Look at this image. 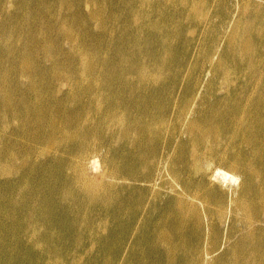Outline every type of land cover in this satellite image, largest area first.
Returning a JSON list of instances; mask_svg holds the SVG:
<instances>
[{
    "label": "bare ground",
    "instance_id": "6f19581e",
    "mask_svg": "<svg viewBox=\"0 0 264 264\" xmlns=\"http://www.w3.org/2000/svg\"><path fill=\"white\" fill-rule=\"evenodd\" d=\"M58 2L0 61V264H83L86 242L113 246L99 264H264V0Z\"/></svg>",
    "mask_w": 264,
    "mask_h": 264
},
{
    "label": "rangeland",
    "instance_id": "374dc122",
    "mask_svg": "<svg viewBox=\"0 0 264 264\" xmlns=\"http://www.w3.org/2000/svg\"><path fill=\"white\" fill-rule=\"evenodd\" d=\"M20 0H17L14 4H10V5H7L3 8H1V10H3L2 13H0V41H6V45L7 46H2L1 50H0V61L3 63L2 66L6 67L8 66L7 65V62H8V59L9 57H7L4 53L8 50V49H12V48H15L16 49V46L17 45H22V41H25V38L28 37L29 33H28V27H34L35 26V23H37V27H38V30L41 31V29L43 27H46L48 25H46L45 21H52L53 19H57L62 11V6L59 4L58 0H29L28 1V4L27 6H25L24 4L20 3L19 2ZM43 4V8L42 9H47V12L50 14L49 16L47 17H43L42 14L40 12H38V7L40 6V4ZM72 8L74 10H76L77 8L75 7V4L72 5ZM70 10V7H67L64 9V12L65 11H69ZM17 14L21 15V14H24V17L25 18H21V19H18L17 18ZM45 20V21H44ZM87 22L89 23L90 25V22L87 19ZM112 21L115 22V19L112 18L111 19ZM116 22H124V21H121L120 19H117L116 18ZM69 23V28L73 27L74 26V23L73 22H68ZM52 24V22H51ZM14 25H17V27H14L16 28L15 30H17L19 28V31L18 33H13L15 30L11 31V27L14 26ZM78 27L80 28H83L85 27V23L84 21L81 19L80 23L77 25ZM42 27V28H41ZM41 28V29H40ZM53 28V32H54V29L55 27L52 25L50 29ZM80 38L82 39L81 41H79L78 43L80 44H83L85 42V44L91 46V47H94V42H93V39L92 37L86 33H84L82 36H80ZM47 43L50 45V44H53L56 48L54 49V51L57 49V40L55 39L54 35L52 34V36L49 38L48 35L46 36V39ZM170 42L172 43V40H170ZM174 44V42H173ZM62 47L61 48H58V53L61 54V56L64 58L66 55L64 53H66V47H65V43H61ZM86 45V46H87ZM114 44H112L113 46ZM181 44L178 43V42H175L174 44V48L175 50H177V47H180ZM81 48H84V45H82ZM113 51V49H109L108 50V53H111ZM35 59H37V61L39 62V56H34ZM200 61V62H196V60ZM195 60L194 63L191 64V71H192V74L191 75V72L190 73H187V72H181L180 76H181V79L185 78V83L184 85L188 82V81H196V76H197V68L198 66L201 65L202 62V59H197V58H193L192 61ZM196 63H198V66L196 65ZM234 63V60H230L228 62H226V65L224 66V68H227V67H231L232 64ZM170 68V73L172 72H175L174 70L176 69V65L174 64H171L169 66ZM2 72H6V70L2 69L1 70ZM10 72V71H9ZM8 76V75H6ZM219 82V85H220V80H216ZM209 81H208V78L205 77L204 81H203V85L207 86L209 85ZM218 85V84H217ZM183 86V84H182ZM220 87V86H219ZM218 87V88H219ZM181 88V87H180ZM203 88H201L200 90H202ZM183 91H185L186 89L185 88H182ZM219 91V90H218ZM200 92V91H199ZM184 97V94L183 92L181 91L179 93V98L178 99V102L181 100V98ZM198 97H199V94H198ZM200 100V99H199ZM180 108H183L182 106ZM178 140H180L181 144L183 145H187L188 144V137L187 135L183 132V130H181L179 136H178ZM206 145L207 146H211L210 144V140H207L206 142ZM214 149H215V153L214 154H220L222 156H225L223 157L226 161L225 164H223L221 166V168L227 172L229 175H233L235 177V181L233 183L230 182V180L226 183V185L228 186H236L240 185V183L243 181V176H242V171L243 170V167H242V164L239 162V164L235 161H234V158H233V152H236L237 151V148H232V147H228L226 148V146L223 144V145H220V146H214ZM202 161H205V158L202 159ZM101 159H97V162H96V168L93 169V171L95 172H98L100 167H101ZM232 165L234 164L235 165V168L236 169H232L230 168L229 165ZM94 174V173H93ZM96 174V173H95ZM195 187L194 188H191L192 192L195 191ZM190 228H188V230L184 231L182 233V236H181V239L177 241V243L173 244V250H174V254H176L177 256H180V253L176 252V244H181L187 251L189 257H191L192 253L194 252V247L198 246L196 240H197V237H196V234L192 231V230H189ZM229 231V226H228V222H226L223 227L221 228L220 230V236H219V245H224L225 241H226V233ZM187 234H189L187 236ZM233 241V240H232ZM211 243V240H209L208 242H204L202 241L200 247L203 248H206L209 247ZM222 247L221 246V250H222ZM113 246L112 245H103V244H99V243H96L94 245H92L91 243H84V246H83V251L86 252V251H89L90 252V257L85 259L84 263L83 264H99V261L102 260V259H99L97 254L99 252H103V251H106L108 253L109 251V254L107 255L106 259L110 258L111 257V250H112ZM180 259V258H179Z\"/></svg>",
    "mask_w": 264,
    "mask_h": 264
}]
</instances>
